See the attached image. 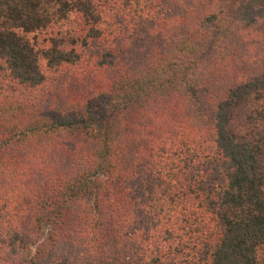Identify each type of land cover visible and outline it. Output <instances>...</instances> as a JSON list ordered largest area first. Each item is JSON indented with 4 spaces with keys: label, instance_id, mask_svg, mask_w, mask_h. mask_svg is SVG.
<instances>
[{
    "label": "trees",
    "instance_id": "trees-1",
    "mask_svg": "<svg viewBox=\"0 0 264 264\" xmlns=\"http://www.w3.org/2000/svg\"><path fill=\"white\" fill-rule=\"evenodd\" d=\"M252 1L0 0V264H264Z\"/></svg>",
    "mask_w": 264,
    "mask_h": 264
},
{
    "label": "rangeland",
    "instance_id": "rangeland-1",
    "mask_svg": "<svg viewBox=\"0 0 264 264\" xmlns=\"http://www.w3.org/2000/svg\"><path fill=\"white\" fill-rule=\"evenodd\" d=\"M262 0H253L252 3H259L261 2ZM247 6V5H246Z\"/></svg>",
    "mask_w": 264,
    "mask_h": 264
}]
</instances>
